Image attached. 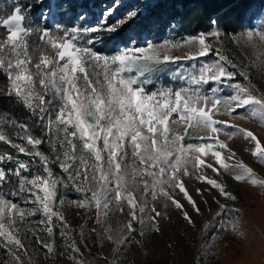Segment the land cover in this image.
<instances>
[{"label":"snow or ice","instance_id":"6c2138e0","mask_svg":"<svg viewBox=\"0 0 264 264\" xmlns=\"http://www.w3.org/2000/svg\"><path fill=\"white\" fill-rule=\"evenodd\" d=\"M37 6L41 9L39 16L33 13ZM118 8L113 3L104 9L96 24L88 23L87 10L76 13L79 24L57 20V16L73 11L70 0H35L31 6L16 0L0 14V28L4 29L0 34V73L7 78L0 96L15 99L31 121V125L14 118L5 121L26 143H17L0 129V142L17 153L0 152V247L8 255V260L0 259V264H33L24 239L28 233L14 234V225L17 221L29 222L36 214L43 217L41 224L53 241L55 230H59L67 251L72 253L73 264H83L82 259H77L80 248L69 235L72 229L61 211L65 205L84 207L89 213L94 208L98 224L114 211L124 214L127 219L118 240L123 246L131 241L137 225L141 235L145 229L160 230L158 220L165 213L152 205L157 199L165 208L171 204L180 210L192 223L184 204L176 198L177 193L182 194L194 211H200L185 186V178L205 183L228 201L237 197L220 179L222 176L264 187V179L239 160L218 134L223 131L230 139L241 133L255 141L254 155L264 159L260 140L252 131L214 118L221 109L229 116L249 109L252 116L264 118V93L253 94L250 82L247 86L233 83L238 76H247L239 70L243 66L229 59L222 47L206 43L205 34L198 37L197 55L184 58L198 61L215 52L214 61L199 68L192 65L193 73L199 75L186 74L184 60L179 57L165 53L161 60V53L152 45L126 48L111 57L101 55L96 44L102 43L105 36L119 34L142 14L134 9L113 21ZM212 23L216 27L207 36L219 43L222 30L216 21ZM254 36L264 41V28L232 39L251 41ZM168 63L176 66L182 86L147 91L151 81L146 74ZM101 65L103 74L98 71ZM229 88L233 94L224 97L223 91ZM53 127L54 142L49 135ZM33 128H39L41 135H34ZM189 128L206 135L198 136L195 143L188 142L185 137ZM45 137L54 149L52 157L39 150ZM20 153L29 159H19ZM205 158L214 163H206ZM33 165L42 168L43 174L29 180L23 173L31 172ZM55 165L61 169L62 178H53ZM204 168L212 169L217 178L203 174ZM57 185L82 193L83 198L66 201L58 194ZM196 193L202 196L204 190L197 188ZM18 198L33 207H20L19 202H14ZM106 231L112 240L110 230ZM31 235L39 239L35 231ZM40 247L55 252L54 242Z\"/></svg>","mask_w":264,"mask_h":264},{"label":"rangeland","instance_id":"374dc122","mask_svg":"<svg viewBox=\"0 0 264 264\" xmlns=\"http://www.w3.org/2000/svg\"><path fill=\"white\" fill-rule=\"evenodd\" d=\"M15 2L16 0H0V14H4ZM20 2L31 6L35 0H20ZM58 2L63 3L64 0H58ZM70 2L74 5L73 11L66 16L56 17L57 20L66 24H79L76 13L81 10L88 11L89 24H96L103 10L113 3L119 5L112 17L113 21L124 17L134 9L142 13L138 18L130 21L119 34L105 36L102 43L96 44V50L100 51L101 55L111 57L120 54L126 48H147L148 45H152L161 53V60L165 53L172 58L179 57L184 60L185 57L197 55L198 37L200 34H205L206 43L213 44L217 48L222 47L229 59L243 66L239 70L245 72L247 76H238L233 83L247 86L250 82L253 94L264 93V41L255 36L251 41L232 39L234 36L239 37L248 32L258 33L264 28V3L250 9L242 33L228 36L222 32V39L216 43L207 36V33L183 35L177 32L174 20L171 21L163 16L161 18L150 16V8L157 0H70ZM40 12L39 6L33 9L36 16H39ZM214 29L215 27L212 30ZM3 32L4 29L0 28V34ZM193 38H196V42H193ZM214 60L215 52H210L206 59L184 60V71L186 74L199 75V72L193 73L192 65L199 68ZM98 71L103 74L105 69L101 65ZM132 74L135 75V69ZM146 76L151 81L147 85L149 92L158 88L178 89L182 86V81L177 79L176 66L170 63L167 67ZM232 94L233 90L230 88L222 93L224 97ZM214 118L224 120L237 128L252 131L264 146V118L259 114L252 116L250 110L245 109L229 116L221 109ZM0 129L6 131L5 125L1 122ZM49 135L54 142L56 138L54 127ZM204 135L206 134L203 132L189 128L185 139L195 143L198 136ZM218 138L227 143L236 152L237 158L251 167L258 178L264 179V159L254 155L255 141L239 132L229 139L222 131L218 134ZM14 139L16 140V137ZM16 142L26 143L19 138ZM45 144L49 145L47 137ZM9 150L12 152L9 154L17 155L8 144L0 142V152ZM53 151L54 149L51 148V152L46 155L52 157ZM18 158L29 159L24 153L18 154ZM205 159L206 163H214L210 158ZM56 167L55 174L61 175V169L58 165ZM189 170L191 171V168ZM199 171L197 169V172ZM36 174H43V169L36 165H33L31 172L23 173L29 180ZM203 174L209 178H217V174L212 169L204 168ZM220 179L229 185V190L237 197L235 201L225 200L217 191L211 190L209 186L195 178H185V186L200 211H194L191 204L182 198V194L177 193L176 198L184 204L192 218V223L184 218L180 210L171 204L165 208L163 201L157 199L151 202L152 205L156 211L165 213L164 217L158 220L160 230L145 229L144 235H141V229L137 225V230L132 233L131 241L123 246L118 243V240L127 219L124 214L114 211L103 220L102 224H98L94 208L89 213L87 208L65 205L61 211L72 229L69 235L76 240L80 248V256L77 259H82L83 264H264V187L253 185L250 181L235 182L226 175ZM197 188L204 190L202 196L196 193ZM74 192L77 197L62 194L63 198L66 201H77L83 198L82 193ZM39 194L42 195V192ZM14 202H19L20 207L26 206L29 209L33 207L31 203L25 205L19 198ZM221 205L224 206L223 210ZM42 219L40 214H36L29 222L17 221L14 225V234L28 233L24 239L33 264H73L72 253L67 251L66 241L61 239L59 230H55L53 241L44 230L41 224ZM93 229L96 231L93 232ZM106 230H110L112 240L108 239L109 233ZM33 231L37 233L38 240L31 235ZM0 241H3V238H0ZM53 242L55 244L53 253L40 247L41 244ZM0 259L8 260L7 251L3 247H0Z\"/></svg>","mask_w":264,"mask_h":264},{"label":"trees","instance_id":"16d2710c","mask_svg":"<svg viewBox=\"0 0 264 264\" xmlns=\"http://www.w3.org/2000/svg\"><path fill=\"white\" fill-rule=\"evenodd\" d=\"M262 3L264 0H157L150 8V16L156 18L163 16L171 21L174 20L177 32L183 35L208 33L216 27L212 23L216 21L224 34L234 36L243 32L250 9ZM6 83V76L0 73V88ZM7 118H14L18 123L28 122L31 125L27 112L21 104L15 99L0 96V122L6 127L4 131L14 139L16 129L5 122ZM32 132L36 136L41 135L39 128H33ZM17 140L16 137L15 141ZM39 150L46 155L51 152V147L44 142L39 146ZM8 153H12L11 150ZM56 169V165L52 167L55 178H62L58 173L55 174ZM57 188L60 194L77 197L74 190L68 191L60 185H57Z\"/></svg>","mask_w":264,"mask_h":264}]
</instances>
